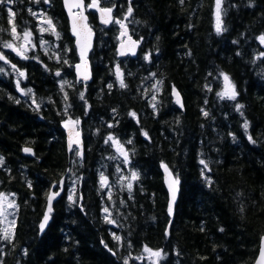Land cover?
Returning <instances> with one entry per match:
<instances>
[{
	"label": "trees",
	"instance_id": "trees-1",
	"mask_svg": "<svg viewBox=\"0 0 264 264\" xmlns=\"http://www.w3.org/2000/svg\"><path fill=\"white\" fill-rule=\"evenodd\" d=\"M99 2L127 22L141 47L138 57L120 58L121 25L105 27L89 10L96 34L90 83L76 78L79 57L63 0L11 2L12 21L21 33L32 31L39 48L27 60L8 57L26 71L22 87L39 107L18 101L14 79L0 75V193L17 206L0 264H254L264 236V0H221L219 34L216 0ZM40 13L58 41L50 31L40 36ZM9 28L0 5V43L13 41ZM222 74L235 100L218 95ZM69 120L82 122L83 156L68 151ZM165 166L181 189L173 214ZM63 177L66 191L42 232L49 193Z\"/></svg>",
	"mask_w": 264,
	"mask_h": 264
},
{
	"label": "snow or ice",
	"instance_id": "snow-or-ice-1",
	"mask_svg": "<svg viewBox=\"0 0 264 264\" xmlns=\"http://www.w3.org/2000/svg\"><path fill=\"white\" fill-rule=\"evenodd\" d=\"M12 0H0V5H4L6 3H11ZM66 4L68 5V10L69 12L72 14V18H73V34L76 35L79 39L77 41L78 45L80 46V56H81V59L83 61V65H76V69L78 72H80L82 78L84 80H87L89 78L88 76V71H87V60L85 59V55H86V51L87 49L90 47V37H91V29L88 28L87 24L85 23L86 21V17L83 15V11L82 9L84 8V0H65ZM184 0H180V3H183ZM220 6H221V0H216V20H217V23H216V32L219 34L221 33L222 31H224L225 29L222 28V22H221V18H220ZM89 7H92V8H97L101 14V20L103 21V23L107 24V23H111L113 22L112 21V17H111V13L113 11L112 8H100L99 7V0H92L91 4L89 5ZM76 8V9H81L80 12H73V9ZM132 7L129 6L128 9H127V16H131L132 14ZM8 12L10 14V17L11 18H14L15 16V12L12 11L11 8L8 9ZM127 16H125L124 19H127ZM116 23L120 24L122 28H125L126 29V25L123 24L120 20H116L115 21ZM44 23H46L49 27L48 28H41V31H50L52 32L54 35L57 36V38H59V33H57L55 31V25L53 24L52 20L50 18H47L45 17L44 18ZM11 33L13 34L15 40H19L21 39V37L19 36V34H17V29H16V25L15 23H12V27H11ZM124 33H122L123 35ZM30 37H31V33L28 32V31H24L23 32V40L25 41V44L23 46H20V47H16L14 43L12 42H6L4 44V47L6 48H11L13 49V51H15L17 53V55L21 56L22 58L24 59H27V55H26V52L29 50L28 48V45H30ZM131 39V38H129ZM259 40L261 41V43H264V35H261L259 37ZM134 46H135V42H132V46L129 47L128 51H132L133 54L134 53ZM32 47H34V45H32ZM121 55H124L126 54L125 51H123V45H122V51L120 53ZM264 55V54H262ZM0 60H6V57L3 55V53H0ZM65 63H67V61H65ZM13 69L15 70L16 69V66L15 65H12ZM83 68V70H81ZM4 69L0 68V72H3ZM18 72V76H25V73L24 72H21L19 70H17ZM117 72H119V69H117ZM57 76L60 75L59 72L56 73ZM223 75V79H224V91L221 92V93H218V95L221 97V98H228V99H231V100H235L236 99V96L238 95V93L235 91V86L231 83L230 81V78L228 77L227 74H222ZM64 83H68L67 81H65ZM17 87H19V80H17ZM109 88L112 87V85H109L108 86ZM120 87L123 88V87H126L123 79L121 78L120 79ZM32 90L31 89H28V92L30 93ZM175 91V90H174ZM27 94V93H26ZM176 96H177V103H180V98H179V94L176 93ZM81 99H83V93H81ZM153 99H155V97H153ZM33 103H35V100H33ZM37 107H39V105H37ZM153 107H155V105H153ZM237 111H239L243 105H237ZM205 116L208 115L207 112H204L203 113ZM132 116L135 117V113H131ZM68 123H71V124H74V125H78L79 124V121H72V120H69ZM66 127L68 126V124L65 125ZM109 127H111V125H109ZM244 128L247 129L248 128V124L245 123L244 124ZM145 136H147V133L145 132L144 133ZM76 136H77V143H79V133H76ZM113 140V137L112 136H109L108 137V140L105 141L106 143L108 141H112ZM249 140H252V137L249 136ZM117 148H118V151L120 152V155L123 156L125 162L127 163L128 162V152L126 150H124L123 146L122 145H119V142L117 141ZM128 143H131V141H128ZM253 143H255V141H253ZM70 147H71V143H70ZM25 152H31L32 150L30 148H25L24 149ZM77 155H82L81 152H77L76 153ZM4 162V158L3 157H0V165H2ZM201 164H204L205 167L207 168V164H205V162L203 160L200 161ZM165 171L167 172L168 169H167V166H165ZM169 176L171 177V173H169ZM138 178V174L133 172L132 173V176H131V179L135 180ZM106 178H104L103 176L101 177V186H105L106 185ZM179 184V181L177 179H171L170 183H169V188H170V191H171V198H172V202L174 203L175 199H176V185ZM31 186V185H29ZM128 189L131 190L132 188V184L131 183H128L127 185ZM59 195L58 192H54V193H51L49 196H48V201H49V204H48V213H51L52 211V207H51V202L52 200L55 198V196ZM69 199L71 200L72 197L69 196ZM5 204L7 206V208H13V207H17L14 203V201H8V197L5 196V194L3 193H0V216H3L4 217V220L7 221V216L5 215ZM172 204L170 203L169 205V213L172 212ZM108 209L106 208L105 209V212H107ZM49 215L46 214L44 217H43V222L40 224V229L43 230L49 220ZM111 223H114V221H110ZM8 225L12 228H14L15 226V220H12V221H7ZM10 227H5L3 229V233H4V239H10L11 236H10ZM117 240H120V237H116ZM145 251L146 252H149L151 254V256L153 257H161L162 253L161 251H153L151 249H148V248H145ZM256 264H264V245H262L261 247V251H260V256H259V259L257 260Z\"/></svg>",
	"mask_w": 264,
	"mask_h": 264
},
{
	"label": "water",
	"instance_id": "water-1",
	"mask_svg": "<svg viewBox=\"0 0 264 264\" xmlns=\"http://www.w3.org/2000/svg\"><path fill=\"white\" fill-rule=\"evenodd\" d=\"M91 4V3H90ZM63 6H64V9L67 13V16H68V19H69V26H70V31H71V35L73 36V38L75 39V47H76V50H77V53L79 55V58H80V61L76 64H80V65H83V61L81 59V56H80V46L78 45L77 41H78V37L76 35L73 34V18H72V14L69 12L68 10V5L66 4L65 0H63ZM99 7L100 8H105V7H102L101 4L99 3ZM90 10L92 11H96L97 14H98V19H99V22L100 24L104 25V26H110L116 19H115V14H114V11H112L111 13V17H112V21L111 23H103V21L101 20V14L99 12V10L97 8H92V7H89ZM81 9H76L74 8L73 9V12H80ZM83 11V15L86 17V21L85 23L87 24L88 28L91 29V37H90V47L87 49L86 51V55H85V59L87 60V71H88V76L89 78L87 80H84L80 74V72L77 71L76 69V65H75V73L77 75V79L78 80H81L85 83H90L92 82L93 78H94V75H93V70H92V65H91V62H90V54L91 52L93 51L94 49V44H95V38H96V34L94 32V30L92 29L91 25L89 24L88 22V15H87V4H86V0H84V8L82 9ZM123 24L126 25V22H124ZM122 33H124L122 35ZM131 38V39H129ZM119 45H118V48H117V51H118V54L120 57H128V56H131L133 58H136L138 57L139 55V51H140V42L134 38L130 31H129V28L127 27L126 25V29L125 28H122L121 27V33L119 35ZM132 42H135V46H134V53L132 51H128L129 47L132 46ZM122 45H123V51H125L126 54L124 55H121V51H122ZM83 70V68L81 69ZM176 93L179 94V98H180V103H177V96H176ZM174 98H175V101L177 103V105L180 107V108H183L184 107V101H183V97L182 95L179 93V92H174ZM68 124V126L66 127L65 125ZM64 125V130L66 132V139H67V147H68V151L69 153L72 152V150L76 147L79 149V151L82 153V155L80 156H83V153H84V140H83V131H82V122L79 121V124L78 125H74V124H71V123H66ZM76 133H79V143H77V136H76ZM70 143H71V147H70ZM30 148V147H28ZM32 151L31 152H25L27 154H33V149L30 148ZM166 172V171H165ZM171 179H174L173 175L171 174V177L169 176V171L166 172V175H165V182H166V187L168 189V192H169V198H170V202H169V205L170 203L172 204V214L174 213V207H175V204L178 202L179 200V196H180V187L179 185H176V199L174 201V203L172 202V198H171V191H170V188H169V183L171 181ZM65 180H66V177H63V179L61 180V183H60V188L58 190L55 191V188H52L51 193H54V192H58L59 195L55 196V198L52 200L51 202V207H52V211L51 213H48V204H49V201H47V207H46V210H45V213H44V216L46 214L49 215V220L45 226V228L41 231H45L50 223V219H51V214L54 210V205L55 203L63 196L64 194V191H65ZM42 222H43V219H42ZM41 222V223H42ZM262 245H264V236L262 237V240H261V244H260V248H259V253H258V256L254 262V264H256L257 260L259 259V256H260V251H261V247Z\"/></svg>",
	"mask_w": 264,
	"mask_h": 264
},
{
	"label": "rangeland",
	"instance_id": "rangeland-1",
	"mask_svg": "<svg viewBox=\"0 0 264 264\" xmlns=\"http://www.w3.org/2000/svg\"><path fill=\"white\" fill-rule=\"evenodd\" d=\"M38 15H41V19H40V23H39V33H40V36H43L45 33L49 32V31H41V28H48V26L46 25V23L44 24L43 22V14L40 13ZM220 18H221V21H222V16H221V6H220ZM26 31L30 32L31 33V37H30V45H28V48L29 50L26 52V55H27V59H29L30 57H34L33 56V52L37 51L38 50V45L37 43L35 42V36L34 34L32 33V31H29L26 29ZM57 32V31H56ZM58 33V32H57ZM17 34H19V36L21 37V39L19 40H15L14 36H13V41L12 43L15 44L16 47H20V46H23L25 44V41L23 40V33H20V32H17ZM53 34V33H52ZM13 35V34H12ZM54 38L55 40L54 41H58V38L56 35H54ZM44 37V36H43ZM11 42V41H10ZM6 42L5 41H2L0 43V53H3V55L6 57V60H0V68L4 69L3 72H0V75H4L5 77H9V78H13L14 79V83H15V86L16 88L19 90L20 92V97H18V101H22V100H35V96L33 94V92L31 91L30 93L28 92V89L26 88H23V83L25 82L26 78H27V75H26V71L25 70H20L19 68L16 67V69L14 70L13 67H12V63L10 62V55L8 57V54L10 53L11 55L12 54H15V57L16 58H19V59H23V60H27V59H24L22 58L21 56L17 55V53L15 51H13V49L11 48H6L4 47V44ZM41 44H44V41L41 40L40 41ZM32 45H34V47H32ZM44 46V45H43ZM48 55L51 57V54L48 53ZM57 55V56H56ZM56 55H55V58H59L60 56V52L57 51L56 52ZM36 60L41 62V57L38 55L36 56ZM41 60V61H40ZM64 61H67L68 62V58H65ZM42 63V62H41ZM17 70L21 71V72H24L25 73V76H18V72ZM17 80H19V87H17ZM27 93V94H26ZM33 102V101H32ZM36 106L38 105V102L35 100V103H34ZM76 186H77V181L76 179H73L72 180V183L69 185V191L70 192H74L76 190ZM8 197V201H14L15 203V200L13 197L11 196H6ZM16 205V203H15ZM5 215L7 216V221H12V220H15L16 222V207H13V208H7L6 204H5ZM7 221L4 220V217L3 216H0V244H5V241L7 239H4V233H3V229L5 227H10L7 223ZM14 228L10 227V236L13 235V231Z\"/></svg>",
	"mask_w": 264,
	"mask_h": 264
},
{
	"label": "flooded vegetation",
	"instance_id": "flooded-vegetation-1",
	"mask_svg": "<svg viewBox=\"0 0 264 264\" xmlns=\"http://www.w3.org/2000/svg\"><path fill=\"white\" fill-rule=\"evenodd\" d=\"M9 8H11V3H7V10L9 9ZM13 11V10H12ZM14 12V11H13ZM8 14H9V12H8ZM17 15V12H15V16ZM13 19L10 17V14H9V22L11 23V27H12V23H14L13 21H12ZM16 29H17V32H20L21 33V30L16 26ZM10 30V31H9ZM9 30H8V34L9 35H12V33H11V28H9Z\"/></svg>",
	"mask_w": 264,
	"mask_h": 264
}]
</instances>
